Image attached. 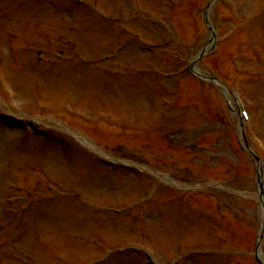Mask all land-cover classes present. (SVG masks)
I'll list each match as a JSON object with an SVG mask.
<instances>
[{"label":"rangeland","instance_id":"374dc122","mask_svg":"<svg viewBox=\"0 0 264 264\" xmlns=\"http://www.w3.org/2000/svg\"><path fill=\"white\" fill-rule=\"evenodd\" d=\"M79 1L0 0V68L17 97L10 105L0 90V264H45L62 250L61 264L103 255L97 264H146L137 241L158 246L166 264H257L256 254L261 262L255 149L223 84L242 80L249 125L264 142V0H233L235 10L218 0H90L106 19ZM205 17L209 28L223 20L216 52H205ZM202 48L195 69L216 85L187 70ZM64 103L76 112L68 118L91 121L63 117ZM85 244L99 246L94 258Z\"/></svg>","mask_w":264,"mask_h":264},{"label":"water","instance_id":"95a60500","mask_svg":"<svg viewBox=\"0 0 264 264\" xmlns=\"http://www.w3.org/2000/svg\"><path fill=\"white\" fill-rule=\"evenodd\" d=\"M257 261H258L259 264H261V263L259 262L258 258H257Z\"/></svg>","mask_w":264,"mask_h":264}]
</instances>
